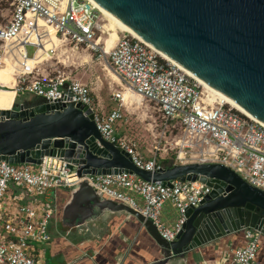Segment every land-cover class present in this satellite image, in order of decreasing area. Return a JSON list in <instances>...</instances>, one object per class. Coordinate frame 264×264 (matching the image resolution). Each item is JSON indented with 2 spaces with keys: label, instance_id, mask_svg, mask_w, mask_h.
Segmentation results:
<instances>
[{
  "label": "built area",
  "instance_id": "1",
  "mask_svg": "<svg viewBox=\"0 0 264 264\" xmlns=\"http://www.w3.org/2000/svg\"><path fill=\"white\" fill-rule=\"evenodd\" d=\"M3 1L9 6V15L0 21V68L18 62L14 102L18 95L30 94L42 98L44 103L88 106L101 137L126 152L137 168L163 169L156 156L144 158L135 142L117 134L116 125L122 118L120 107L104 112L94 103L88 84L76 78L33 76V65L26 63L29 57L25 46L36 48L32 57L39 48V19L74 47L101 52L105 39L95 44L101 37L96 32H103L97 9L88 0ZM108 63L130 99L152 104L164 131L178 130L171 141L179 151L189 148L195 151L198 162L221 163L264 191L263 123L212 96L195 77L126 30H120L109 50ZM123 95L121 91L112 93L116 99ZM45 161L34 165L0 160V264H46L36 245L49 240L48 226L55 211L49 193L58 187L70 188L79 179L74 171L60 166L61 162L55 167ZM86 178L102 195L139 211L166 241H172L181 229L185 210L197 206L210 192L199 181L175 179L168 186L125 171ZM137 197L140 203L135 201ZM166 202L177 212L170 225L160 216ZM243 234L246 244L233 250L231 264H254L261 234L252 228H245Z\"/></svg>",
  "mask_w": 264,
  "mask_h": 264
},
{
  "label": "water",
  "instance_id": "2",
  "mask_svg": "<svg viewBox=\"0 0 264 264\" xmlns=\"http://www.w3.org/2000/svg\"><path fill=\"white\" fill-rule=\"evenodd\" d=\"M94 1L264 123V0ZM44 102L31 96L0 109V160L39 165L56 159L74 171L79 180L70 187L64 217L82 224L103 211L127 212L159 246L160 258L151 264L182 258L245 228L264 236V191L232 169L218 162L175 163L158 171L137 168L126 152L101 137L88 106ZM122 171L168 186L175 179L199 181L210 192L185 210L181 229L166 241L139 211L102 195L86 178Z\"/></svg>",
  "mask_w": 264,
  "mask_h": 264
},
{
  "label": "crops",
  "instance_id": "3",
  "mask_svg": "<svg viewBox=\"0 0 264 264\" xmlns=\"http://www.w3.org/2000/svg\"><path fill=\"white\" fill-rule=\"evenodd\" d=\"M120 30L117 38L120 36ZM119 87L120 89L113 90L112 93L121 91L123 94L127 93V97L123 95L122 99H116L111 93L110 99L117 105L112 109L125 107V104H136V100L130 99V94L122 90L120 83ZM35 101L36 98H33V102ZM0 107L10 106L5 104ZM153 155L156 156L152 154L145 158H151ZM12 191L14 194L18 193L15 189ZM69 193L70 188L63 187L55 188L49 193L55 207L48 226L49 240L42 245H36L38 254L46 264H151L160 258L158 244L143 224L127 212L103 211L82 224H77L73 218L64 217L63 206ZM135 201L141 202L138 197ZM160 216L165 224L170 225L175 222L177 212L171 203L166 202L162 206ZM245 244L246 239L241 230L203 244L182 258H172L166 264H231L233 250ZM254 264H264L262 235L259 238Z\"/></svg>",
  "mask_w": 264,
  "mask_h": 264
},
{
  "label": "rangeland",
  "instance_id": "4",
  "mask_svg": "<svg viewBox=\"0 0 264 264\" xmlns=\"http://www.w3.org/2000/svg\"><path fill=\"white\" fill-rule=\"evenodd\" d=\"M8 7L6 2L0 0V21H3L4 16L9 15ZM96 13L99 23L105 27L102 28V33L97 31L96 35L105 38L110 31H113L112 38L115 40L121 28L113 23L110 25L108 18L98 10ZM38 25L40 27H38L36 34L37 38H40L38 40L39 46L43 45L44 39H48V35L52 38H50L51 41H48L46 51L35 52L34 57L32 56L36 48L32 45L25 46L27 57H29L26 63L34 67L32 75L76 78L81 82H86L92 88L93 101L104 112H108L117 106L110 97L112 91L120 89V87L118 78L108 63V53L91 48L87 49L84 46L74 47L72 43L63 40L60 34L55 33L51 27L46 26L42 20H39ZM24 29L23 34L27 31L26 28ZM11 65L12 67L6 65L4 68H13V71L5 72L2 69L0 73L2 84L11 85L17 74L15 70H17L18 62L16 65L13 63ZM14 97L15 91L12 88H0V106H5V104L12 106ZM30 97V94H20L17 97V102L28 100ZM124 97H127V93L124 94ZM135 103L134 105L125 104V107L120 106L122 118L117 124L119 136H126L135 142L144 158L155 154L158 161L164 159L173 164L198 162V156H194L195 151L189 148L182 150L184 152L183 158L177 157L179 148L174 145L171 139L178 130L164 131L163 127L160 126L159 113L152 104L146 101L139 102V99H136Z\"/></svg>",
  "mask_w": 264,
  "mask_h": 264
},
{
  "label": "bare ground",
  "instance_id": "5",
  "mask_svg": "<svg viewBox=\"0 0 264 264\" xmlns=\"http://www.w3.org/2000/svg\"><path fill=\"white\" fill-rule=\"evenodd\" d=\"M89 1V3L94 7V8H96L100 13H102L104 16H106L108 19L107 20H109L110 21V25L113 23V24H115V25H117V26H119L122 30H126L127 32H129V34H131L132 36H134V37H136V38H138V39H140V40H142V41H144L142 38H140L135 32H133L130 28H128L127 26H125V25H123L117 18H115L111 13H109L108 11H106V10H104L99 4H97L94 0H88ZM40 20V19H39ZM39 20L37 21V26L39 27V25H38V22H39ZM109 24V23H108ZM107 26V25H106ZM102 28H105L104 26H102ZM23 30H25V29H23ZM113 32V31H112ZM111 31L108 33V35L104 38V37H100L99 39H98V41H96V45H98V44H101V42H102V40L103 39H105V44L103 45V47H102V52L103 53H108L109 52V50L111 49V47L113 46V42L116 40H114L113 38H112V35H113V33H112ZM44 34V33H43ZM42 34V35H43ZM48 35V34H47ZM40 37V36H39ZM46 38H47V36H46ZM50 38H52L50 35H48V39H44L42 42H43V45L41 46H39V48H38V50L36 51V52H45L46 51V48H47V45H48V41H51V39ZM40 38H38V40H39ZM41 41V40H40ZM145 42V41H144ZM147 43V42H146ZM147 44H149V43H147ZM150 46H152L155 50H156V52L160 55V56H162L163 58H165L166 60H171L172 61V59H170L167 55H165L163 52H161L159 49H157V48H155L153 45H151V44H149ZM13 64H15L16 65V62L14 61L13 62ZM180 65V64H179ZM10 67H11V64L9 65ZM181 66V65H180ZM181 68L182 69H184V71H186L188 74H190V75H192L193 77H195L196 78V80L199 82V84L200 85H202L205 89H207L211 94H212V96H214L215 98H218L219 100H221L222 102H224V103H226V104H228V105H230L232 108H234V109H236L237 111H239L240 113H242V114H244L245 116H247V117H249V118H252V119H256V118H254L251 114H249L247 111H245L243 108H241L239 105H237L236 103H234L233 101H231L227 96H225L224 94H222V93H220L219 91H217V90H215L214 88H212L211 86H209L207 83H205L203 80H201V79H199V78H197L196 76H194L190 71H188V70H186L185 68H183L182 66H181ZM2 69L5 71V72H10V71H13L14 69L13 68H9V69H7V68H4V66H2L1 68H0V73H1V71H2ZM16 69V68H15ZM16 71V70H15ZM5 78V77H4ZM0 83H2V82H0ZM15 84H16V81H15V78L12 80V84L11 85H1L0 84V88H3V87H10V88H12L14 91H15ZM9 108H11V106L10 107H6V108H4V107H0V109H2V110H5V109H9ZM257 120V119H256ZM263 123V122H262ZM264 124V123H263ZM178 158H183V153H182V151H179L178 152ZM45 163L47 164V165H50V164H52V165H55V167L57 166V165H59V162L56 160V159H46V161H45ZM51 165V166H52ZM60 166H62V164L60 163ZM64 171H62V174L64 175ZM68 176H71V175H68ZM70 178H73V176H71Z\"/></svg>",
  "mask_w": 264,
  "mask_h": 264
},
{
  "label": "trees",
  "instance_id": "6",
  "mask_svg": "<svg viewBox=\"0 0 264 264\" xmlns=\"http://www.w3.org/2000/svg\"><path fill=\"white\" fill-rule=\"evenodd\" d=\"M159 163H161V165L164 167V168H166V167H169V166H171L173 163H168V161L167 160H164V159H161V160H159Z\"/></svg>",
  "mask_w": 264,
  "mask_h": 264
}]
</instances>
